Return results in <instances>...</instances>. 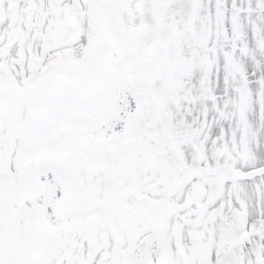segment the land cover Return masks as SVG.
Instances as JSON below:
<instances>
[{
    "label": "snow or ice",
    "instance_id": "obj_1",
    "mask_svg": "<svg viewBox=\"0 0 264 264\" xmlns=\"http://www.w3.org/2000/svg\"><path fill=\"white\" fill-rule=\"evenodd\" d=\"M0 264H264V0H0Z\"/></svg>",
    "mask_w": 264,
    "mask_h": 264
}]
</instances>
